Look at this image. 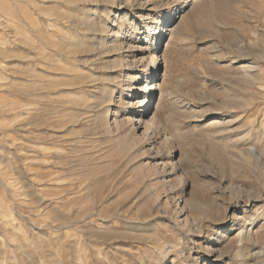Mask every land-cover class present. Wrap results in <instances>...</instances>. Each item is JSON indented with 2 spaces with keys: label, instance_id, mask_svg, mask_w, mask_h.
<instances>
[{
  "label": "rangeland",
  "instance_id": "1",
  "mask_svg": "<svg viewBox=\"0 0 264 264\" xmlns=\"http://www.w3.org/2000/svg\"><path fill=\"white\" fill-rule=\"evenodd\" d=\"M243 263L264 0H0V264Z\"/></svg>",
  "mask_w": 264,
  "mask_h": 264
},
{
  "label": "bare ground",
  "instance_id": "2",
  "mask_svg": "<svg viewBox=\"0 0 264 264\" xmlns=\"http://www.w3.org/2000/svg\"><path fill=\"white\" fill-rule=\"evenodd\" d=\"M161 86L159 85V90L161 91ZM147 99V98H146ZM152 121H154V119L152 120ZM219 123H221V122H219V120H214L213 121V124H219ZM243 239V238H242ZM242 239H241V242H242ZM245 239V238H244ZM244 242V241H243ZM244 264V263H243Z\"/></svg>",
  "mask_w": 264,
  "mask_h": 264
}]
</instances>
